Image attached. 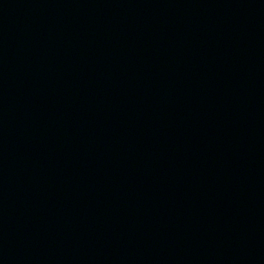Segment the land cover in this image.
Segmentation results:
<instances>
[{
    "label": "water",
    "instance_id": "1",
    "mask_svg": "<svg viewBox=\"0 0 264 264\" xmlns=\"http://www.w3.org/2000/svg\"><path fill=\"white\" fill-rule=\"evenodd\" d=\"M0 264H264V0H0Z\"/></svg>",
    "mask_w": 264,
    "mask_h": 264
}]
</instances>
